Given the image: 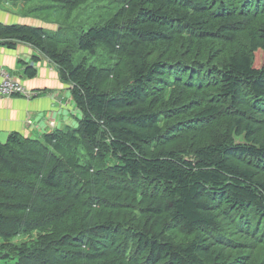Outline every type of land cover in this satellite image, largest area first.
<instances>
[{
	"label": "trees",
	"instance_id": "1",
	"mask_svg": "<svg viewBox=\"0 0 264 264\" xmlns=\"http://www.w3.org/2000/svg\"><path fill=\"white\" fill-rule=\"evenodd\" d=\"M12 2L82 119L0 142V258L264 264V0Z\"/></svg>",
	"mask_w": 264,
	"mask_h": 264
},
{
	"label": "crops",
	"instance_id": "2",
	"mask_svg": "<svg viewBox=\"0 0 264 264\" xmlns=\"http://www.w3.org/2000/svg\"><path fill=\"white\" fill-rule=\"evenodd\" d=\"M9 4L0 5V24H36L33 18L19 13L22 4L15 5L16 10L9 9ZM27 66L37 69L36 77L25 74ZM0 69L37 93L31 100L0 98L1 143H6L12 133L43 140L54 131L79 126L82 114L70 86L60 79L57 66L33 46L19 43L15 49H9L0 45Z\"/></svg>",
	"mask_w": 264,
	"mask_h": 264
},
{
	"label": "built area",
	"instance_id": "3",
	"mask_svg": "<svg viewBox=\"0 0 264 264\" xmlns=\"http://www.w3.org/2000/svg\"><path fill=\"white\" fill-rule=\"evenodd\" d=\"M14 97L31 100L37 97V93L28 89L21 81L14 79L5 69H0V98Z\"/></svg>",
	"mask_w": 264,
	"mask_h": 264
},
{
	"label": "rangeland",
	"instance_id": "4",
	"mask_svg": "<svg viewBox=\"0 0 264 264\" xmlns=\"http://www.w3.org/2000/svg\"><path fill=\"white\" fill-rule=\"evenodd\" d=\"M15 5H17V4H15V3H10L9 4V6H8V8L9 9H11V10H16V8H14L15 7ZM98 5H100V6H102L101 8H98L97 6L96 7H92V8H90V9H87V10H84V12H83V14L81 15V21H83L84 22V24H86V25H88L90 22V20L87 18V17H92V18H94V19H96V17H99L100 15H102V12H104V10H105V8H107V6H106V4L105 3H99ZM32 6H34L32 3H30L28 6H26L27 7V9L28 8H30V7H32ZM20 10V11H19ZM18 11H19V13L21 14H26V8H22V7H19L18 8ZM76 14V13H75ZM63 19H52V22L53 23H50V25H52V27L51 28H53V25L54 26H57V27H61L62 25H64L63 24V21H62ZM79 21V20H78ZM39 22V21H38ZM39 24H41L40 22H39ZM51 28L49 27V28H47L48 30H51ZM54 29V28H53ZM52 29V30H53ZM237 142H242V139H238L237 140ZM1 244H3V240H2V238H0V245ZM0 264H6V262H5V260H2L1 258H0Z\"/></svg>",
	"mask_w": 264,
	"mask_h": 264
}]
</instances>
